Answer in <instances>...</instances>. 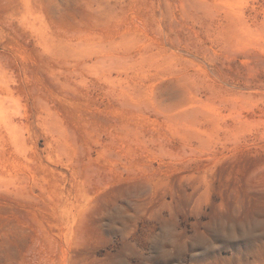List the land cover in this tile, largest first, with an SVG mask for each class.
I'll return each mask as SVG.
<instances>
[{"label":"rangeland","instance_id":"1","mask_svg":"<svg viewBox=\"0 0 264 264\" xmlns=\"http://www.w3.org/2000/svg\"><path fill=\"white\" fill-rule=\"evenodd\" d=\"M208 102L261 144L212 199L202 159L148 141L145 166L134 134L207 129ZM0 264H264V0H0Z\"/></svg>","mask_w":264,"mask_h":264},{"label":"bare ground","instance_id":"2","mask_svg":"<svg viewBox=\"0 0 264 264\" xmlns=\"http://www.w3.org/2000/svg\"><path fill=\"white\" fill-rule=\"evenodd\" d=\"M204 106L200 107L204 109V112H209L212 119V123L207 126V129L199 128L198 126L184 123L182 126L174 125L163 120L157 121H137V126L134 129V134L137 139V150L140 151L142 163L145 166L150 165L152 162L153 149L149 145L148 141L155 144L157 147L164 148L169 146L173 141L179 140L183 150L187 155L195 160L202 159L203 166L211 173L212 180L208 181L206 175H198L199 172L204 171L202 167H184L178 165L176 161H171L165 167L164 173L169 181L176 182L185 171L192 172L191 175H198L199 182L206 185V192L209 193L210 199H212L211 191L214 188V180L218 174L223 172L225 166L235 164L241 165L245 162H256L261 158V144L255 141H251L247 138H242L240 135V121L241 118L233 120L231 123L228 118L230 114H222L223 121H219V109L214 104L208 102ZM222 111V110H221ZM145 135L148 138H142ZM222 145V146H220ZM220 146V147H219ZM149 163V164H147ZM205 174V173H203ZM213 181V182H212ZM207 182V183H206ZM139 183L147 190H152L154 185L148 174H145ZM166 183L159 184L156 187L157 192L160 194V198L163 207H167L171 213L177 212L180 206L172 196V199L168 200V191H166ZM119 191L118 189H116ZM206 193L200 195L195 200H191L193 210H202ZM251 200L249 197L244 198L240 205L234 210V220L243 224L252 223V211L250 209ZM221 219H227V214H222Z\"/></svg>","mask_w":264,"mask_h":264}]
</instances>
